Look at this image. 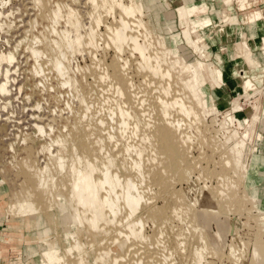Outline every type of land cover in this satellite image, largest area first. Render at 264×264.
<instances>
[{"label": "rangeland", "instance_id": "rangeland-1", "mask_svg": "<svg viewBox=\"0 0 264 264\" xmlns=\"http://www.w3.org/2000/svg\"><path fill=\"white\" fill-rule=\"evenodd\" d=\"M60 1L64 2V0ZM85 1L73 0V5H70V7L76 9L79 16H83L85 14L83 4ZM137 1L143 3V18L146 21L147 30L150 32V38L156 44L157 52L161 56L166 57L169 48L173 45L171 43L172 37H177L178 57H181L180 60L185 65H189L190 68L195 66V68L204 67L202 72L205 74V78L207 76L204 79H208V81L204 82L207 84L206 89L209 95L204 96V102L201 104H195L194 99L187 102V108L190 109L189 111L193 116L191 119L187 116L184 118L182 114L176 116L177 118L183 116V119L187 122L185 127L190 135L189 146L186 147L187 149L189 148V152L188 154L185 152V155H180L174 161L172 160L171 166H169L170 173H167L169 167L165 166L166 163L170 162V159H163V162L164 160L166 162H164L165 164L162 162L164 173L169 174V176L164 174L163 177H165V181L167 179L171 180L166 181L168 185L166 184L163 187L154 184L150 178L152 176L150 175L151 172H147L148 175L144 174L145 176L147 175L146 177L141 174L144 171L145 173L148 171L146 168L149 166L147 165L151 163V159L154 160L153 157L159 154L160 147L156 140L150 139L145 143V148L143 149L146 150L144 151L145 153H148L145 155L146 158L144 155L139 157L137 153L140 148L137 145L134 147L133 155H135L132 156L135 157L138 168L133 169V172L128 171L129 173L127 172V174L130 175L132 172L135 177L137 176L136 179L139 178L142 183L144 182L143 185L147 184L148 188L146 189H143V186L140 185L142 203L148 202L150 198L151 201H155L157 206H161L163 218L162 220H157L160 226L158 229L160 234L164 231L166 232L168 227L176 228L177 231L179 226L181 227H179V231L183 228L179 249L183 248L186 252L193 253L196 247L202 244L206 249L205 252H207L203 261L204 264H264V69L262 70L264 63L258 67L259 62L254 57V54L260 53L264 57V0H224V4L230 6L232 17L240 15L233 20L228 19L227 15H224V20L222 22L220 20L218 23L214 18V14L220 10L217 6V0H204L206 3L200 0ZM30 2L31 0H0V84L3 82L8 84V91L2 92L0 90V127L3 125L2 129L0 128V256L8 255L7 257H10L8 264H74L73 258L75 257H73L72 251L76 247L75 234L78 227L77 225L71 227L73 219L70 215H67V212L66 214L64 213L65 211L62 212L58 205L49 206L59 192H62L66 198L70 196L69 185L62 180L60 168L57 164L51 163L47 159L49 153L55 154L57 152L59 140L62 138L61 134H63V132H59L58 125L53 122L47 123V115L52 113L51 115L57 119L59 117L56 116L59 114L58 110L62 108L60 106H63L64 115L70 116L73 113L71 109L67 110L66 108L74 106V109L78 104L77 97L74 95L76 94L74 93L76 81L80 76L83 77L85 73L87 77L84 76L83 78L90 85L94 83L95 78H93L94 75L91 72L92 66H94L93 68L97 67L99 72L101 70L104 71L111 66L119 53L121 54L120 64L124 66V69L127 67L128 77L133 84L137 85L144 79V74L147 75L149 69L141 70L143 73H140L135 66L136 61L145 65L151 62L140 60L138 58L139 55L136 52H131L130 49L121 50V45L115 47L111 42V44L109 43L110 46L108 45L107 47L106 42L108 41L104 43L102 39L95 49L96 55H94V51V53L84 51V54L83 52H77L72 56L71 66H73L72 70H75L72 76L75 77L76 74V77L71 82L62 85L65 89L63 94L66 91L68 93L64 94L62 99H60L62 100L61 102L59 101L60 104L54 99L49 100V94L55 92L52 90V86L50 87L51 90H47L43 83L34 85V80L44 79L45 77L44 81L46 83H52L55 78L54 73L51 72V74L50 70H46L48 72L44 73L41 69L38 72L30 71L31 67L35 66V63L34 60L29 58L27 49L30 46L41 47V43L36 42L35 38L43 30L42 26L34 20L36 11ZM36 2V7L39 8L41 0H36ZM86 5L91 6L92 3ZM253 16H256L255 22L252 21ZM203 17L210 18L207 25H210L208 29H210L209 32L211 31V33L208 36L212 39L217 38L218 41L219 30L228 22L233 24L240 20L242 25L246 27L257 24V26H260L257 33L254 32L255 36L253 39H251L252 42L254 41L253 44H250L249 39H245L244 46H242V42V44L239 43V48L237 46L239 51L237 52V59H244L249 68L255 67L251 68L250 71H246L247 78L253 82L252 88H244L245 81L240 79L241 73L237 70L238 68L233 70L236 75L232 74L236 84L234 86H224V73L213 61V44L209 43L210 40L206 35H203V39L198 41L196 38L199 34V29L190 28L193 22L201 20ZM111 18H107V25L109 23L112 25L116 24V20L112 18V21ZM64 19L61 18L59 24L56 25L57 28H65ZM260 22H262L261 25ZM104 26L101 25V31L104 32L103 38L105 40L106 33L104 30L107 31V27L105 26V29ZM187 27L191 29L188 36L185 34V29L188 30ZM187 37H190V40ZM246 45L249 49H246ZM146 48L149 50L151 46H146ZM119 50H121V53ZM11 54L14 55L12 61L7 59ZM92 54L94 57L96 56L95 60H93L94 62L100 59L108 67H103L102 64L104 63L101 61L97 62L98 64L102 63V66L99 64L101 69L100 67L98 68L99 65H93L95 63L92 61ZM133 55L134 57H132ZM26 57L27 60L30 59V62L28 60L27 63ZM250 57H254L255 62L250 60ZM167 58L172 59V56L169 54ZM42 60L44 61V59ZM171 61L168 64L164 63L170 70ZM177 65L180 66L179 64ZM178 66H172L173 69L176 67L173 72H177ZM206 68L208 75L205 71ZM86 69L87 71H84ZM138 72L142 75L137 74ZM173 72L171 74L174 76ZM47 73H50L53 78ZM83 78L82 81L84 80ZM173 79L170 82L176 80L175 78ZM79 80L81 79L79 78ZM87 81L83 82L88 83ZM175 82L171 84H174V88L177 89L179 84L177 85ZM90 85L88 84V86ZM116 87L121 91L127 88V84L121 78V80H118ZM221 87L224 88L223 94L218 93L222 89ZM72 90L74 91L72 92ZM58 92L59 89L56 90V93ZM100 93L104 94L103 97L100 94L102 104L98 102L100 99L97 102L94 100L99 95L94 96L92 101H95L96 104L93 108L91 107V111L95 110L96 114L91 112L88 115L89 118L86 117V120L89 119V122L97 121L99 118L97 112L100 110L102 111V113L99 112L100 115H107L109 112L113 117H108L107 115V121L111 118L115 120L116 117V120L120 123L111 119V124L109 125L110 121L106 122V115L100 116L101 119L103 118L101 121H105L110 127L112 125V130L121 131L123 124L121 123L122 120H119L120 109L115 107L117 105H115L113 100L109 101L108 97H105L108 94L107 92ZM73 96L75 99H73ZM106 101L110 102V106L115 105L114 107L111 106L112 110ZM111 102L114 103L111 104ZM105 104L110 111L105 107V109L103 107L101 109L102 105L106 106ZM234 104H239V107L233 108ZM257 108L258 110H256ZM253 116L254 118L257 116V118L254 119ZM93 117L96 119L93 120ZM60 125L62 126V123ZM39 127H43V131ZM110 127V134L112 133L113 137L115 136L114 134L118 136L114 137V140L115 138H120L119 136H121L122 132L119 133L117 131V133H114L110 130ZM118 127L119 129H115ZM62 128L64 130V127ZM247 128H249V131ZM248 132L250 133L248 134ZM240 146L241 149L239 148ZM76 150L79 152L78 149ZM152 151H154L155 155L152 154ZM73 152L72 148L64 151L63 156L67 166L75 160ZM149 153L150 155L152 154V157ZM147 155L151 158V161L147 160ZM238 161H242L243 166L247 164V167L245 166L243 169V166ZM75 163L79 166L80 162L76 160L74 161ZM46 165L48 170L42 176L49 175V177H54V194L53 197L51 194L46 195L43 201L42 198L35 197L32 194L36 191V180L35 177L34 179L30 177L32 179L30 181L27 172H34V166L45 167ZM229 166H231L230 169ZM232 167H234V170ZM120 170V172H124V170ZM173 192L175 195L171 197L175 196L176 198L170 204L172 198L169 194ZM165 196L171 202L168 203V201L161 199ZM28 198H35L37 203H34L37 204L36 207L40 206L41 210L38 208L35 214L23 215L18 211V207L22 201ZM50 198L51 200L49 201ZM182 199L183 202L187 201L186 203L191 209L187 208L188 205L186 203H184L186 204V207H184ZM38 202L40 204L45 203L40 205ZM70 210L74 211L73 208H70ZM70 210L68 211L71 212ZM189 212L190 214L192 212V216L188 214ZM188 216L191 218L189 219ZM184 217L192 220L189 221ZM147 218L145 217L144 219L146 222V233L151 237L154 236L152 234L156 236L157 225L153 223V218ZM165 221H168V223H165ZM186 224H189V226ZM71 236L74 237L67 239V237ZM80 237H82L81 244H85L86 240L84 239L86 237L83 234ZM222 237H224L225 242L219 245ZM48 247H53V250L58 255L57 260L54 259V262L48 261L43 252ZM254 247L257 248L255 249ZM254 250H257V253L259 250L260 253L255 254ZM183 255L179 252L176 257H183ZM193 255L195 256V254ZM75 259L77 260V258Z\"/></svg>", "mask_w": 264, "mask_h": 264}, {"label": "bare ground", "instance_id": "bare-ground-1", "mask_svg": "<svg viewBox=\"0 0 264 264\" xmlns=\"http://www.w3.org/2000/svg\"><path fill=\"white\" fill-rule=\"evenodd\" d=\"M72 1L73 0H64V2L60 0H41L39 8L36 7V0H31L30 2L33 9L36 11L34 14L36 15L34 20L43 28V30L40 31L39 36L35 38L36 42L41 43V47L36 48L30 46L28 47L29 50L27 49V52H29V58L34 60L35 63V66L32 64L33 67H31L30 71L38 72L41 69L44 73L48 72L46 70H50V73H54L55 78L53 81L51 80L52 83H46L44 81L45 77L44 79L41 78L34 80V85H40L43 83V86L45 88L47 87V90H51L50 87L52 86V90L55 91V94L53 92V94L50 93L49 96L53 98L49 97V100L54 99L60 104L62 101L60 99H62L64 94L68 93V91H66V93L63 94L65 89L62 85L71 82V80L76 77V74L75 77L72 76V73L75 71L72 70L73 66H71L72 56L77 52H83L84 54L86 51L89 53L94 51V55H96L95 49L102 39L104 43L105 41H108L106 42L107 47L111 42L115 47L121 45V50H126V48L130 49L131 52H136L139 55L138 58H140V60L142 59L143 61L151 62L150 64L145 65L144 63L136 61L135 66L140 73H143L141 70L145 71V69H149L147 75L144 74V79L136 85L133 84L128 77L126 72L127 67L124 69V66L120 64L121 54L118 53L116 56L117 58H115L109 68H106L107 65L98 58H96L98 60L94 62L93 60H95L94 58L96 56L94 57L92 54V61L95 63L93 65L97 64L96 66H98L100 63L98 64L97 62L101 61L104 63L101 64L106 69L99 72L97 71L98 69L96 66V68H93L94 66L91 65L93 68H91V72L94 75V77H92L95 78V82L93 80L94 83L91 85L83 78L85 73L83 74V77H79L81 80L78 78L76 85L74 86V93H76L74 95L77 97L78 104L74 109V106L66 108L67 110L71 109L73 115L71 113L70 116L64 115L62 109L63 106L59 105L62 107L59 111L56 107L57 104L54 107L58 110L59 114L56 116H59L57 118L59 120L54 118V116L51 115L52 113L47 115V123H55L58 125L59 132H63V134H61L62 138L59 140L57 152L55 154L49 153L47 159L49 162L57 164L60 168L62 180L69 185L70 196L69 198H66L62 192H59L57 197H54L55 199L53 198V202H49L51 198L48 202L50 203L49 206L58 205L62 212L65 211V214L67 212V215H70L73 219L71 227H73V225H77L78 227L75 234L76 247L72 251L73 257L77 258V260L73 258L74 264H204L203 261L207 252H205L206 249L202 244L198 245L193 253L186 252L183 248L179 249L180 240L183 236V233H181L183 228L179 231V226L177 231L176 228L168 227L166 232L164 231L162 234L158 232L160 226L157 220H162L163 218L162 208L161 206H157L155 201H151L150 198L148 202H141L140 185L143 186V189L148 188V186L147 184L143 185L144 182L142 183L139 178L136 179L137 176L135 177L132 174L133 169L135 170L138 168V163H136V159L133 157L135 155H133L134 147L137 145L140 148V151L137 153L139 157L143 155L145 156L148 153H145L144 151L146 150L143 148H145L147 140L152 139L158 141L160 150L159 154L153 157L155 161L147 155V160L151 159L152 161L150 160L151 163L147 165L149 166L146 168L148 171H146V173L145 171H141V174L148 175V173L151 172L152 174L150 173V175L152 176L150 178L153 183L158 186L164 187V185L168 183H166V181L170 180L167 179L165 181V177H163L165 174L164 165L162 164L163 159H170V162L168 161L169 163H166L164 160L168 165L163 162L165 166L169 167L171 166L172 160H176L180 155H185V152L188 154L189 148L187 149V147L189 146L188 141L190 134L185 127L187 122H185L186 120L183 119V116H181V118H177L176 116L182 114L184 115V118L187 116L191 119L193 116L189 111L190 109L187 108V102L194 99L195 104H201L204 102V96L209 95L208 90L206 89L207 84L204 82L208 81V79L205 80L207 76L205 78V74L202 72V69L204 71V67L201 66V69L195 68L196 66L190 68L189 65H185L182 60H180L181 57H178L179 51L177 47V37L175 36L172 37L171 43L173 45L168 50V55L170 54L172 59L167 58L168 55L164 57L157 52L156 44L152 42L150 32L147 30L146 21L143 18V3L139 1L86 0L83 3L85 8V14L83 16H79L77 10L70 7V5H73ZM88 3H92V5L87 6L86 4ZM63 12L65 13L63 14ZM39 17L41 18L38 20ZM106 17H112L116 20V22L114 21L116 24L114 23L115 25H112L109 23V25H107ZM61 18H65L63 20L65 23L64 29L56 27L61 21ZM208 21V19L204 18L193 22L190 25L191 29H199V34L196 38L198 41L203 39L205 29L208 26ZM101 25L107 27V31L104 30L106 33L105 38L107 40H104L103 38L104 32L101 31ZM187 28L188 30L185 29L186 36L190 34L191 30L189 27ZM228 31L230 35L233 34V28H230ZM187 38L190 40V37ZM109 40L111 41L109 42ZM241 42L243 43L242 46H244L246 41L243 40L238 42V48L240 47V44H242ZM146 46H151V48L147 50ZM121 50H119L120 53ZM132 57H134V55ZM41 58L44 59V61ZM7 59L12 61L14 55L11 54ZM30 59H28L29 62ZM28 60L26 57L27 63ZM170 61L172 66H178L177 64L180 65L178 66L176 73L175 71L173 72V70H176V67L173 69V67L169 65L171 68L170 70L165 65ZM136 68L134 67V69ZM84 71H87V69ZM205 71L207 72V68ZM7 72H9V70H7ZM139 72L137 74L142 75ZM172 72L175 74L174 76L171 74ZM50 73L47 74L50 76L52 74ZM244 76H240V79L245 81L244 88H252L253 82L247 78L246 74H244ZM81 77L84 79L83 81H87L88 83L83 82ZM121 78L125 80L127 88L120 91L116 86L118 80H121ZM173 78L176 79V82H170L174 80ZM174 82L177 83V85L179 84L177 89L174 88V84V86L171 84ZM88 84L90 86H88ZM56 88L59 89L58 93H56ZM0 90L2 92L8 91L7 82L0 84ZM73 91L74 90H72V92ZM100 92H107L108 94H105V97H108L109 101L113 100L115 105H117L114 106L120 109L119 120L121 119V123L123 124V126H121L123 128L120 127L121 131L112 130V125L111 127L109 126L111 124L110 120L112 119L109 120L110 122L107 121V115L108 117L112 116L109 112L107 115L104 114L107 118L106 122H109V125H107L105 121H101L103 120V118H100L102 114H99V112L102 113L101 110H98L99 112H97L98 117L100 118L97 119L98 122L94 117V119L92 118L95 120L94 122H89V119L86 120V117L89 118L88 115H90L91 112L96 114L95 110L92 109L93 111H91V107H94L97 100L100 99L98 102L102 104V98L100 97H103L104 94ZM97 95H99L98 98L96 97V99H94V96ZM73 99H75V97ZM92 99L96 102L94 101V103ZM74 103L76 104V102ZM107 103H109V107L113 106H110V102ZM113 103L111 102V104ZM238 105L234 104L233 108H238ZM97 106L98 105H96V107ZM106 106L102 105L101 109L102 107H105L106 109L108 108L107 110L109 111L110 109L112 110V107L109 109V107ZM97 108H99V106ZM256 110H258V108ZM95 117L97 116L95 115ZM92 119L90 120L93 121ZM115 122L120 123L117 120ZM252 122L254 123V121ZM61 123L62 126L60 125ZM250 124L252 125V123ZM118 125L120 126V124ZM2 126L0 127L1 129ZM62 127H64V130ZM109 127L114 133H117V131L119 133L122 132V134H120L121 136H119L120 138H115L114 140V137L118 136L114 134L115 136L113 137V135H111L112 133L110 134L111 131L109 132ZM39 128L41 131L44 129L43 127ZM249 128H247V130ZM115 129H119V127ZM249 133L250 132H248V134ZM69 148L73 149L74 161L77 160L80 162L79 166H77L76 163L74 164V161L68 166L65 164L66 161L63 155L64 151ZM239 148L241 149V146ZM76 149H78L79 152ZM152 152V154H154V151ZM152 154L150 155L149 153L151 157ZM239 158L241 159V157ZM241 162L238 161V163L243 166V163ZM173 164L172 166L174 167L175 164ZM47 165L45 167L34 166V172H27L29 178L31 177L34 179L35 177L36 180V191L32 193V190L31 193L35 197L42 198L43 201L46 195L51 194L53 197L54 194V177H49V175L42 176V174H45L48 170ZM246 165L247 164L242 168L244 169ZM224 167L223 169H225ZM230 168L231 166H229V169ZM232 168L234 170V167ZM120 169L124 170L125 173L120 172ZM128 171H132L131 174L133 176L131 174L128 175ZM169 171L170 167L168 168L167 173H170ZM165 175L169 176V174ZM31 178L29 179L30 181H32ZM137 180L140 182L138 183ZM222 180H224V178H222ZM147 181L149 180L147 179ZM33 183L30 182L32 186H34ZM172 188L174 187L172 186ZM169 195L171 197L172 195H175V193L173 192ZM171 198L172 202L169 201V198L167 199L166 196L161 199H163V201L166 200V202L168 201V203L171 202L170 204H172L174 202L173 199L176 197L173 196ZM33 199L35 200V198H28L22 201L19 204L18 211L21 214L26 215L37 213L38 208L41 210L39 205V207H36L37 204L35 203H37V200L34 201ZM186 202L187 201L183 202V204ZM44 203L40 204L38 202L40 205H44ZM186 204H184V207H186ZM188 207L189 205L187 208ZM70 208H73L74 211L72 212ZM185 210L188 211L186 208ZM188 214L191 215L192 212L191 214L190 212ZM144 215H147L145 217L153 218V223L157 225H155L157 227V235L155 236V234H152L155 236H152L153 238L146 233ZM188 218L190 219L191 217L188 216ZM165 223H168V221H165ZM187 226H189V224ZM79 234H83V236L86 237V239H84L86 240V242L84 241L85 244H81L82 237H80ZM73 237L74 236L67 237V239ZM224 242L225 239L222 237L219 245H222ZM254 248L256 249L257 247ZM43 252L48 261L54 262V259L57 260L58 255L53 250V247H48L44 249ZM179 252L184 254L183 257H176V254ZM254 253L256 254L257 250H254ZM258 253H260L259 250ZM193 254H195V256Z\"/></svg>", "mask_w": 264, "mask_h": 264}, {"label": "crops", "instance_id": "crops-1", "mask_svg": "<svg viewBox=\"0 0 264 264\" xmlns=\"http://www.w3.org/2000/svg\"><path fill=\"white\" fill-rule=\"evenodd\" d=\"M194 1H196V0H194ZM200 1L206 3L204 0H200ZM217 2H218L217 6L220 9L218 12H216L214 14V18L216 19L215 21L217 23L220 20H221V22L224 20L223 19L224 15H227L228 19H230V20H233L234 18L236 19L237 17H239L240 14L237 17L231 16L232 11L230 9V6L225 5L224 0H217ZM195 4L197 5L196 2H195ZM204 18L210 20V18H208V17H203L201 19H204ZM254 19H256V16H253V20H252L253 22H255ZM196 21H198V20H196ZM261 23L262 22H260V25H261ZM257 25H252L250 27L249 26L246 27L245 25H242V22L240 20H237L233 24L228 22L226 25L223 26V28H221V30H219V32H220L219 41L217 40V38L212 39L210 36H208V34L211 33V31L209 32L210 29H208V27H210V25H208L207 28L205 29L204 34L206 35L207 38H209V40H210L209 43L213 44V53H212V55H214L213 61L218 67H220V69L224 73V77H225L224 86H226V87L227 86H234L236 84V80H235L234 76H232V74L236 75V73L234 74L233 70H236L238 68L237 70L239 71V73H241L240 76L241 75L244 76V74H246L247 70L250 71L251 68H255V67L249 68V65L246 63V61L244 59H237V52H239L238 48H237V43L240 41H243V39L244 40L249 39L250 44H253L254 41L252 42L251 39H253V37L255 36L254 32L257 33V31L259 30V27H260ZM230 28H233V34L232 35H230V33L228 31V30H230ZM219 44H220V46H219ZM263 48H264V44H263ZM246 49H249V47L247 45H246ZM263 54H264V52H263ZM254 57L259 62L258 67L264 63V57L261 53L260 54H254ZM254 57H250V60H253L255 62ZM262 66L261 67L263 70L264 64ZM223 92H224V88H222L218 91V93H220V94H223ZM225 98H226V96H225ZM3 245H7V244H3ZM7 256L8 255H1L0 256V264H8L9 263L10 257H7Z\"/></svg>", "mask_w": 264, "mask_h": 264}]
</instances>
